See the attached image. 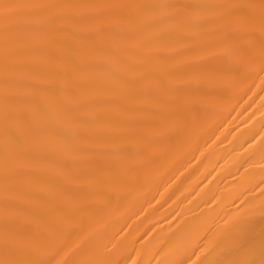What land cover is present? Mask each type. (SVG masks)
Listing matches in <instances>:
<instances>
[{
  "label": "snow or ice",
  "instance_id": "obj_1",
  "mask_svg": "<svg viewBox=\"0 0 264 264\" xmlns=\"http://www.w3.org/2000/svg\"><path fill=\"white\" fill-rule=\"evenodd\" d=\"M235 74L264 84V0H0V264H264V103L240 145L250 186L223 225L180 221L157 244L125 222L100 243L68 214L46 224L43 251L26 230L41 195L48 208L74 186L109 200L138 181L197 90Z\"/></svg>",
  "mask_w": 264,
  "mask_h": 264
},
{
  "label": "bare ground",
  "instance_id": "obj_2",
  "mask_svg": "<svg viewBox=\"0 0 264 264\" xmlns=\"http://www.w3.org/2000/svg\"><path fill=\"white\" fill-rule=\"evenodd\" d=\"M233 2L259 4L260 0ZM259 38L257 31V42ZM211 63L221 66L226 61L215 59ZM256 67L258 69V62ZM197 91L200 102L187 128L180 135H171L157 145L150 164L131 186L110 185L109 200L74 186L69 189L67 197L57 200L51 208L45 206L48 198L41 195V215L26 229L35 235V243L41 251L48 240L46 224L55 223L62 227L68 214L81 219L100 243L125 222L133 224L134 228L140 225L141 233L154 228L157 244L171 236L180 221H183L182 227L186 225L192 229L206 228L217 222L223 225L225 216L236 210L239 203L236 198L250 186L252 178L247 177L242 169L237 171L243 152L240 145L249 138L250 129L259 130L261 126L259 109L264 103V84L255 74L247 77L235 74L219 78L211 87ZM249 116L252 119H248ZM249 171L254 176L259 175L258 166ZM52 182L59 183V180L53 178ZM212 197L216 199L207 203ZM80 204L85 205V210H81ZM81 257L91 258L87 253H82Z\"/></svg>",
  "mask_w": 264,
  "mask_h": 264
}]
</instances>
